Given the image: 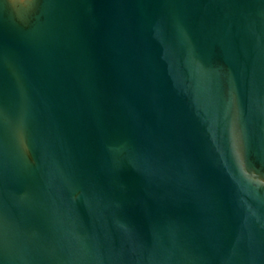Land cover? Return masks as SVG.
Returning <instances> with one entry per match:
<instances>
[{"label": "water", "instance_id": "water-1", "mask_svg": "<svg viewBox=\"0 0 264 264\" xmlns=\"http://www.w3.org/2000/svg\"><path fill=\"white\" fill-rule=\"evenodd\" d=\"M0 264H264V0H0Z\"/></svg>", "mask_w": 264, "mask_h": 264}]
</instances>
